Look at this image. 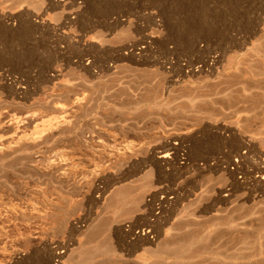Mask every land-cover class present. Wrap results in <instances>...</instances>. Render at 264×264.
Here are the masks:
<instances>
[{
  "label": "rangeland",
  "instance_id": "374dc122",
  "mask_svg": "<svg viewBox=\"0 0 264 264\" xmlns=\"http://www.w3.org/2000/svg\"><path fill=\"white\" fill-rule=\"evenodd\" d=\"M256 49L264 0H0V239L28 241L9 260L264 264ZM64 118L44 141L23 139ZM132 142L138 159L114 165L99 190L40 167L62 150L97 166L94 147Z\"/></svg>",
  "mask_w": 264,
  "mask_h": 264
},
{
  "label": "bare ground",
  "instance_id": "6f19581e",
  "mask_svg": "<svg viewBox=\"0 0 264 264\" xmlns=\"http://www.w3.org/2000/svg\"><path fill=\"white\" fill-rule=\"evenodd\" d=\"M96 45V44H95ZM128 46V45H127ZM100 47H102V46H100ZM135 47V46H134ZM90 48H91V46H90ZM124 48V47H123ZM127 48V47H126ZM114 50V49H113ZM123 51H125V50H123ZM128 51V50H127ZM130 51V50H129ZM126 52V51H125ZM128 53V52H127ZM116 54V53H115ZM129 54V53H128ZM129 55H131V54H129ZM119 56V55H118ZM253 56L255 57V59H256V61H257V63L259 64V65H261V66H263L264 67V50L263 49H256V50H254L253 51ZM126 59V58H125ZM239 63H243L244 64V61L242 60L241 62H239ZM172 66V65H171ZM106 67V66H105ZM162 67V66H161ZM167 68V67H166ZM170 68V67H169ZM61 69V68H60ZM57 70H59V69H57ZM57 70L55 71V72H57ZM63 70V69H62ZM52 71H54V70H52ZM63 72V71H62ZM54 73V72H53ZM59 73V72H58ZM58 73H56V74H58ZM61 73V72H60ZM59 73V74H60ZM52 74V73H51ZM57 76V75H56ZM59 76V75H58ZM63 76H64V74H63ZM54 77V76H53ZM62 77V76H61ZM54 79V78H53ZM52 81H54V80H52ZM50 82H51V80H50ZM61 82V81H60ZM59 82V83H60ZM68 82H71V81H68ZM59 83H57V84H59ZM65 84V83H64ZM60 85H62V82H61V84ZM67 85H68V83H67ZM69 85H70V83H69ZM68 85V86H69ZM71 85H73V83L71 84ZM56 87H58V86H56V84H55V89H56ZM61 89V88H60ZM64 88L62 87V89L61 90H63ZM57 90V89H56ZM59 90V89H58ZM56 92H58V91H56ZM76 99H78V97L77 98H75V100ZM80 100H77V101H81V100H83V99H81V98H79ZM75 102V101H74ZM57 102H55V104H56ZM59 104V103H58ZM73 104V103H72ZM81 104V103H80ZM79 104V105H80ZM60 105V107L62 106V105H64V104H59ZM54 106V105H53ZM65 106V105H64ZM71 106H73V105H71ZM70 106V107H71ZM76 106V105H75ZM54 107H56V108H58L56 105L54 106ZM62 108V107H61ZM64 108V107H63ZM72 108H74V107H72ZM74 110H76L75 108H74ZM75 112V111H74ZM72 115V114H71ZM34 117V116H33ZM66 118V117H65ZM62 119V121H60V120H58V122H56V123H54V124H52V125H50L49 127H47V128H43V129H36L35 131H33L30 135H27V136H25L23 139H25V140H27V141H32V142H35V143H38V142H41L42 141V139L44 138V136H46L47 134H49L48 136H50L51 134H53V133H55L56 131H58L61 127H63L64 128V126L66 127V125L67 126H69V125H71V123H70V121H68L67 119L69 118V116L67 117V119ZM70 118H71V116H70ZM34 119V118H33ZM72 119V118H71ZM70 120V119H69ZM72 122V121H71ZM47 137V136H46ZM23 139H19V141L16 143V144H18V143H21V141L23 140ZM90 139V138H89ZM86 140V139H85ZM91 140V139H90ZM93 140V139H92ZM91 140V142H95V141H92ZM43 141H44V139H43ZM85 142H89L88 141V139H87V141H85ZM91 142L90 143H86V144H90L91 146H92V148H93V146L95 145L94 143H92L91 144ZM34 143V144H35ZM41 144V143H40ZM97 144L98 143H96V145L95 146H97ZM100 144V143H99ZM39 144H37V146H38ZM89 145V146H90ZM104 145H106V144H104ZM128 145V144H127ZM143 145V144H142ZM144 145H145V143H144ZM76 146V145H75ZM81 147H82V145H80ZM72 147H74V146H72ZM85 146H83V148H84ZM100 147H102V144H100V146L98 145V147L97 148H95L94 147V151H97V153H98V155H100V154H102V157L101 156H99V157H101V158H99L98 159V157H97V159L96 158H93V159H95V160H97V162H98V160H100L101 159V162L100 163H98V164H96L97 166H95V165H93V164H95L96 163V161H95V163L92 161V160H90V164L91 165H93L94 167H95V169L93 170V168H92V170H87V167H89V165L86 167L85 165H84V161H86V160H84V158H83V160L80 158L79 160L78 159H76V158H72L71 157V151H69V150H62L58 155H55V157H54V159L52 160H50V161H48V162H46L45 160H42V161H45L46 163L45 164H43L42 166L40 165V167L42 168H40L39 167V170L41 169L42 171H47V175H49L48 173H50V172H48V171H53V172H55V175H57V174H59L58 176L61 178V179H63L64 180V182L65 181H67V182H76V183H79L78 185H80V184H82L83 186H80V187H84V186H86L89 190L90 189H92V190H99L100 188V186H99V184H100V182L101 181H105V177L110 173V172H112V168L114 167V165H116V164H118V162H123V163H125V162H127V161H130L131 159H134L135 160V158L136 159H138V157L140 156V155H138L139 154V149L142 147V146H137V145H135V144H133V142L132 143H129V145L128 146H125L124 148H122V149H117V150H110L109 148H107V146L106 147H102V148H100ZM110 147V146H109ZM100 148V150H98ZM144 148V147H143ZM1 149L3 150L4 149V147L3 148H0V152H1ZM5 150V149H4ZM72 150V149H71ZM81 149L79 148V150L78 151H80ZM88 150V149H87ZM90 150V149H89ZM88 150V151H89ZM92 151V150H91ZM142 151V150H141ZM101 152V153H100ZM145 152V151H144ZM89 153V152H88ZM92 153V154H91ZM90 154L92 155V157L94 156V157H96L97 156V153L95 152H91ZM100 153V154H99ZM93 154H96V156L95 155H93ZM82 156H84V155H82ZM82 156H80V157H82ZM87 156V155H86ZM85 156V157H86ZM39 156H37V158H38ZM79 157V156H78ZM91 157V156H90ZM164 157H166V156H164ZM141 158V157H140ZM139 158V159H140ZM41 161V160H40ZM140 161V160H139ZM93 164H92V163ZM132 162V161H131ZM38 163V162H37ZM37 163H36V165H37ZM88 163V162H87ZM123 163H121V164H123ZM134 163V162H133ZM132 163V164H133ZM136 163V162H135ZM39 164V163H38ZM85 164H86V162H85ZM120 164V163H119ZM118 164V165H119ZM137 164V163H136ZM141 164V163H140ZM166 164H167V162H166ZM133 165H135V164H133ZM39 166V165H38ZM37 166V167H38ZM137 166V165H136ZM90 169V168H89ZM115 169V168H114ZM40 170V171H41ZM263 172H261V176H260V180L261 181H263L264 182V169L262 170ZM114 172V171H113ZM112 172V173H113ZM57 173V174H56ZM115 173V172H114ZM54 174V173H53ZM52 174V175H53ZM55 175H53V176H55ZM109 177V176H108ZM114 177H115V174H114ZM55 178H57V177H55ZM113 178V177H112ZM59 179V178H58ZM107 179V178H106ZM60 180V179H59ZM63 180H61V182H63ZM110 180V179H109ZM115 181V180H114ZM108 182V181H107ZM22 183V182H21ZM20 183V184H21ZM24 183V182H23ZM23 183H22V185H23ZM68 184V183H67ZM69 185H70V183H69ZM101 185H103V184H101ZM127 185V184H126ZM126 185H124L123 187H124V190H125V192H129L128 193V195H130V196H132L133 195V193H131L132 192V187L131 186H133V184L132 185H130V184H128V186H126ZM130 185V186H129ZM105 186V185H104ZM122 186V185H121ZM123 187H121V189L123 190ZM133 187H135L136 188V186H133ZM39 188V187H38ZM119 188V187H118ZM135 188H133V189H135ZM40 189H41V187H40ZM42 189H43V187H42ZM41 189V190H42ZM87 189V190H88ZM121 189H118V190H121ZM131 189V191H129ZM134 191V190H133ZM97 192V191H96ZM121 192V191H120ZM119 191H118V194H119V196L121 195V196H123L124 197V194L122 195L121 193H120ZM135 192V191H134ZM132 195H131V194ZM100 194V193H99ZM135 197V196H134ZM136 197H139V195L137 194L136 195ZM125 198V197H124ZM116 200H118V198H116ZM123 200V198L121 199V201ZM137 200H138V198H137ZM119 201V200H118ZM136 201V200H135ZM134 201V202H135ZM140 201V200H139ZM115 202V201H114ZM128 202V201H127ZM137 202V201H136ZM124 203H125V201H124ZM40 204V203H39ZM28 205V204H27ZM30 205V204H29ZM32 205V204H31ZM124 205H127L126 203L125 204H123V206ZM26 206V205H25ZM45 206V205H44ZM48 206V205H47ZM28 207V206H27ZM43 207V206H42ZM49 207V206H48ZM48 207H46V210H47V208ZM50 207H51V205H50ZM23 208V207H22ZM31 209H30V212L33 214V213H35L36 214V216H37V214H45L44 212H46V210H44V209H42L41 207H30ZM13 209H15V208H13ZM17 210V209H16ZM50 210V212L52 211L51 209H49ZM55 210V209H54ZM53 210V211H54ZM10 211V210H9ZM13 211V210H12ZM11 211V212H12ZM10 212V213H11ZM17 212V211H16ZM30 213V214H31ZM47 213H49V211H47ZM7 214H9V213H7ZM6 214V215H7ZM31 214V215H32ZM23 215V214H22ZM52 215H53V213H52ZM14 216V215H13ZM12 216V217H13ZM20 217H22V216H20ZM1 219V218H0ZM40 219V218H39ZM1 221H3V219H1ZM0 221V224H3V222H1ZM6 221V220H5ZM9 223V222H8ZM33 223H35V221H33V222H28V220L27 221H22V222H20V224L18 225V224H16V222H15V224H16V226H19V228H21V226H26V228H27V226H31V224L32 225H35V224H33ZM40 224V223H39ZM8 225V224H7ZM42 225L40 224V227H41ZM0 227H1V225H0ZM5 227H6V224H5ZM35 227V230L34 231H36V227L37 226H34ZM39 227V228H40ZM45 228H47V229H45V230H48V227H46V225L44 226ZM42 228V227H41ZM15 229H17L16 227H15ZM21 229H24L25 230V228H21ZM34 228H32V230H33ZM44 229V228H43ZM41 230V231H44V230ZM0 230H2V227H1V229ZM9 230H11V229H9ZM18 230V229H17ZM23 230V231H24ZM29 230V229H28ZM40 230V229H39ZM19 231V230H18ZM7 232H10V231H8L7 230ZM25 232V231H24ZM24 232H20V239L21 240H26V237H27V235H26V233H24ZM40 232V231H39ZM39 232H37L36 231V233H38L39 234ZM46 232H49V231H46ZM2 233H3V230H2ZM1 232H0V237H5L7 234H9V233H7L6 235H4L3 236V234H2ZM35 233V232H34ZM33 233V234H34ZM73 233V232H72ZM41 234V233H40ZM39 234V235H40ZM48 234V233H47ZM16 236H18V235H15V237ZM41 236V235H40ZM7 237H9V235L7 236ZM14 237V236H13ZM13 237H9V238H13ZM14 237V238H15ZM6 238V237H5ZM8 238V239H9ZM18 238V237H17ZM19 238L17 239V242L13 239V241H9V240H7L6 239V241H5V239H0V264H17V263H15V262H12V261H10L9 259L11 258L12 259V257H10L11 256V253H12V255H13V252H18L17 251V249H19V248H21V246L22 245H25V244H27L28 243V241H25V243H23L24 241H21L20 243L22 244V245H20V243H18V241H19ZM45 241V240H44ZM52 241V240H51ZM14 242H16V244H14ZM27 242V243H26ZM42 242V241H41ZM53 242V241H52ZM38 243H39V241H38ZM54 243H56V242H54ZM37 244V243H36ZM62 244V243H61ZM64 244V243H63ZM66 244V243H65ZM38 245H41L40 243L38 244ZM27 246V245H26ZM31 246V245H30ZM33 246H34V244H33ZM36 246V245H35ZM34 246V247H35ZM43 246H44V244H43ZM49 246V245H48ZM56 247V253H55V256L57 257V258H60V259H63L64 257L62 256V254H64V252H60L59 250H61L62 248H61V245L60 244H58V242H57V245L55 246ZM64 247V246H63ZM66 247V246H65ZM22 248H23V246H22ZM31 248V247H30ZM51 248V247H50ZM67 248V247H66ZM33 249V248H32ZM20 250V249H19ZM25 250H27V249H25ZM22 251H24V250H22ZM31 251V250H30ZM20 252V251H19ZM26 252V251H25ZM28 253V252H27ZM20 254V253H19ZM18 255V254H17ZM54 255V254H53ZM17 257V256H16ZM13 258H15V257H13ZM20 258V257H19ZM18 258V259H19ZM17 259V258H16ZM52 260H53V258H52ZM59 263V262H58ZM72 263V262H71ZM22 264V263H21Z\"/></svg>",
  "mask_w": 264,
  "mask_h": 264
}]
</instances>
